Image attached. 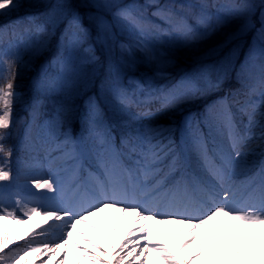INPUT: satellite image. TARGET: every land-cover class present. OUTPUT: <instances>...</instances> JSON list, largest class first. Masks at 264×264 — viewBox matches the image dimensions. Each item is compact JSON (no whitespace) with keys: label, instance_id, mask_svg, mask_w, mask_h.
<instances>
[{"label":"snow or ice","instance_id":"6c2138e0","mask_svg":"<svg viewBox=\"0 0 264 264\" xmlns=\"http://www.w3.org/2000/svg\"><path fill=\"white\" fill-rule=\"evenodd\" d=\"M18 6L15 0H0V10H11ZM2 14L3 12H0V15ZM116 15L141 35L149 26V22L145 20L143 14L131 8H122ZM153 15H159L161 19L167 21H171L172 17L170 10L159 6ZM100 27L102 32L100 39L107 44L113 34L110 27L103 21L100 22ZM176 27L177 30H180V25ZM6 32V28H0V43L3 42L2 37ZM121 49L130 51V46L121 44ZM4 64L7 68H11L15 64V60H5ZM208 87H215V85L209 84ZM114 91L116 99L121 104L131 103V98L127 94L121 93L119 89ZM201 91V89L193 87L192 95L195 96ZM15 95L11 79L0 84V106H2L0 107V141L6 139L7 130L12 124V105ZM250 95H259L260 100L258 102L248 100L241 105L240 116L247 117L246 123L242 119L237 122L236 117L227 107L226 101L221 102L225 105L221 119L227 131L230 148L227 154L218 153V159L213 158L209 155L205 141L198 131L195 136V142L200 149L210 176L222 189L220 193L201 185H198L193 191L185 186L181 193L184 202L183 211L162 213L155 207L146 208L135 196L129 197L128 188L140 189L141 195L148 197L150 193L157 192L162 187L163 179L155 180L151 185L148 184V181L153 180L159 172V169L154 166L161 159L160 153L163 149L150 130L138 133L135 137H125L122 140V145L127 149V152L117 153L115 159L111 161L104 159L103 154L98 159L100 167L104 170V175L109 178L110 182L113 173L119 169L120 195H117L115 187L105 189L104 182L94 173H89L100 188L101 199L82 208L79 212L55 207L45 209L41 215L38 206H29L20 201H17V206L12 209L0 205V221L12 219L14 223L23 225L25 220L19 218V214L22 213L29 220L34 215L41 216V221L45 225L48 224V221L53 220L63 221L65 226V234L61 240L39 241L43 245L42 247L34 246L38 241L35 239V234L30 235L31 229L27 232L17 230L13 235L10 228L0 226V264H33L29 258H39L42 253H51L47 264H68L67 245L73 242L76 237L95 249V251H91L80 243L75 245L77 252L81 253L83 260L88 261L89 264H149V254H153L151 264H264V162H262L261 171L258 173L260 176L259 185L253 188L250 181L248 187L251 190L247 191L246 195L238 197L237 192L232 189L229 183L233 176L247 171L249 167L243 158L250 151L246 148L247 142L255 135L253 128L257 124L255 114L258 104H264V76L259 81V91L254 85L250 89ZM110 139L109 137L106 140L101 136L99 142L101 144L109 143ZM0 153H3L5 157L11 156V150L6 149L3 143H0ZM120 155L131 159L132 165H125L119 159ZM133 157L137 158L133 159ZM11 178V170L6 167L5 160V164L0 165V181H9ZM34 185L36 189H46L53 193L57 191L56 182L50 177L38 179ZM105 209L115 210L120 214V217L126 218L129 215L134 217L132 229L125 238L127 243H122L119 246V251H116L114 244L115 233L122 226L123 220H120L112 230L113 235L107 246H102L89 238L77 227L79 224L87 223L92 228H96L89 218ZM150 220L159 226L171 225V231L177 234V240L180 235L184 236L176 252H173L172 248L153 235L147 223ZM36 227H40V223ZM185 230H187L186 234ZM47 231L48 229H45L38 235L44 236ZM136 233H140V235L132 240V236ZM25 236H29L25 244L16 243L24 239ZM141 240L145 241L143 245L140 244ZM129 243L132 244L131 248H128ZM10 245L16 246L10 247ZM125 249L128 250L125 251ZM189 249L192 251L190 252ZM58 254H60L59 258H57ZM75 264H81V261L77 260Z\"/></svg>","mask_w":264,"mask_h":264},{"label":"rangeland","instance_id":"374dc122","mask_svg":"<svg viewBox=\"0 0 264 264\" xmlns=\"http://www.w3.org/2000/svg\"><path fill=\"white\" fill-rule=\"evenodd\" d=\"M150 2H158V0H150ZM76 7H72L71 12L67 13L72 15L71 20H74L72 24H69L66 28L65 33L61 39V57L55 61L50 68L47 70H53L50 76L43 79L41 84L37 86V91L40 95L45 93H63L68 90L74 89L75 91H90L91 89V74H100V70H105V77L111 78V80L118 79L119 83L124 84L130 90L128 95L131 98L132 105L140 104L147 98L148 91L150 89V79L152 78L150 72L142 75H132L129 70L135 66L136 63L142 59V51L145 47H149L155 50L160 44L163 45H180L186 40H190L194 35L207 31L209 27H212L217 21L220 22L227 13L231 11L230 4H223L220 6V11L217 12L215 19L212 21L209 19L206 24L202 22L198 23L194 27L180 26V30H177V25H168L167 20L161 19L159 15H153L157 12V8H151L149 13L144 14V18L149 22L147 30L141 35L136 29L132 28L126 21L120 19L116 13L122 8H131L137 11L134 5L128 4L125 0H76ZM77 7L83 8L81 12ZM63 8L62 10H64ZM7 10H0L5 12ZM249 14L248 18L257 16L256 9L241 10L240 13ZM87 20V26H81V22L84 17ZM262 21V27L259 29ZM110 27L111 33L113 34L107 44L103 43L100 39L102 32L100 22ZM156 26V27H152ZM249 27H252L255 32L252 39V44L249 49V62L252 68H258L257 61L259 59L264 60V12L259 14L255 22H250ZM35 25L31 21H21L16 24L12 32L18 36L23 35V30L33 28ZM163 30V31H161ZM249 30L246 29L247 32ZM241 31L237 36L244 35L246 32ZM10 32H7L2 37V43H0V69L5 67L4 61L14 54L20 41L11 44ZM18 38V37H17ZM121 44L130 46V51H122ZM168 51L172 52V49ZM95 57V59H94ZM89 70V72H87ZM46 73V72H45ZM118 89V87H113ZM95 95H90L86 98V124L90 122V118L95 117V110L93 109L95 104L92 103ZM193 95L190 89L185 86H179L176 92L173 94L172 99L167 105V109L164 114L167 113H181L187 109V106L192 105L190 102ZM85 100H83V104ZM41 104V100L37 99L33 108L38 116V108ZM114 108L119 111L118 107L114 105ZM148 111H146L147 113ZM153 116V115H152ZM207 121V132L204 134L198 124L191 118L185 119V128L190 136V141L193 145V154L190 155V161L193 163V171L189 174V180L192 182L190 191H193L197 184L205 182L212 184L213 187L220 193L222 189L220 186L210 178H204L203 174L205 163L202 159L200 149L195 142V136L197 131L203 137L205 144L206 139H213L219 142L220 138L223 139V145H219L218 148L214 149L218 157V153L227 151L228 143L226 140V129L222 122L221 116L218 117L213 123L210 124ZM51 134V129H48L47 125L35 121L34 126H29L27 130L22 134L20 139V146L27 145L31 142L38 151L43 153L48 152L51 149H58L59 153L53 155L51 158L43 159L37 162L30 170L20 172L18 169L13 168L14 177L8 182L9 185L4 188H0V205L7 207L8 209L15 208L17 201L22 204L29 206H38L41 215L45 209H51L59 207L61 209H69L73 212H79L82 208L87 207L91 203H95L101 199L100 188L98 187L96 180L93 179L89 173H94L96 177L104 182L105 189L115 187L117 189V195H120L118 183L119 169L113 173L112 181L104 175V170L100 167L98 159L100 158L99 146L94 138L91 128L88 126L81 136L77 139L71 140L67 144L60 146L48 140ZM79 157H91L95 160V163L100 167L98 172H89L86 176L81 177L77 173L79 163ZM137 157H133L135 159ZM72 159L74 161H72ZM81 160V159H80ZM129 166L132 165V160L129 159ZM52 178L57 185L56 192H48L46 189H36L34 182L38 179ZM184 187L189 186V181L184 180ZM111 195V192H109ZM129 197L135 196V198L143 204L146 208H157L162 213L183 211L184 206L177 204L173 206L171 200L166 207L158 208L157 204L152 205V199L144 198L141 195L140 189L128 188ZM184 205V202H183ZM191 210V209H190ZM19 218L24 219L23 225L14 223L12 219L0 221V226H9L12 230L13 235L16 234L17 230L21 232H27L34 224L41 221V216H33L30 220L19 214ZM66 219V218H65ZM96 228H92L89 224H79L77 227L83 231L89 238L95 240L102 246H107L110 237L113 235V229L123 220L122 226L118 232L115 233L114 244L116 251H119V246L122 243H127L125 239L128 232L132 229L133 219L132 215L128 217H120V214L113 209H105L103 212L97 213L95 216L89 218ZM148 226L152 230L153 235L164 244H171L172 241L177 240V234L171 231L172 226H159L154 221H148ZM51 226V227H49ZM177 229L179 226H176ZM35 229L38 232H43L48 229L46 235L36 237L38 243L34 244L36 247H42L43 245L39 241H59L65 234V226L63 221H48V224H40V227ZM185 230V234H186ZM39 234V233H38ZM140 233H136L132 236V240H135ZM24 239L28 240L29 236H25ZM184 236L180 235L179 244L183 241ZM76 243H80L83 247L88 248L91 251L92 246L86 244L84 240L79 237L74 238L73 242L67 245L68 264H75L77 260L81 261V264H89L88 261L83 260L82 254L76 250ZM145 241L141 240L140 244L143 245ZM176 243V242H175ZM177 244V246L179 245ZM12 245H10L11 247ZM132 244H128V248H131ZM195 246L193 245V248ZM128 249H125L127 251ZM190 252L192 249H189ZM59 255L57 258H59ZM153 254H149L152 257ZM51 253H42L43 258L40 264H47ZM105 258V257H104ZM106 259V258H105ZM151 260V259H150ZM151 264V263H150Z\"/></svg>","mask_w":264,"mask_h":264},{"label":"trees","instance_id":"16d2710c","mask_svg":"<svg viewBox=\"0 0 264 264\" xmlns=\"http://www.w3.org/2000/svg\"><path fill=\"white\" fill-rule=\"evenodd\" d=\"M15 2L18 7L0 15V27L8 26L20 17H32L42 31L39 33L32 31L25 36L20 44V51L14 56L15 64L9 70H3L5 72L0 75V84L11 79L16 93L12 105V124L7 130L6 139L0 141L11 151L16 149L18 137L30 120L31 112L27 110V106L37 95L36 87L41 80L43 67L60 54V36L71 15L67 10L71 12L72 7L77 6L76 0H15ZM125 2L133 4L139 13L157 6L168 9L172 13V19L190 26H194L200 19L203 25L206 24L207 18L216 16L222 3L232 4L233 9L224 21L217 22L211 29L195 35L191 40L180 45L160 44L155 50L149 48L144 50L143 60L136 64L131 72L140 74L148 71L154 75V81L165 83L168 88L180 82L192 83L193 87L202 90L196 95L197 105L193 108V113L197 115L204 113L208 107L216 103L218 97L223 96L237 122L241 119L244 123L247 122V117L240 116L239 109L248 100L257 102L260 100L259 95H250V89L255 85L259 91V81L264 76V68H261L264 67L263 59L257 61L260 68L247 69L250 67L249 49L255 35L252 27L248 25L250 22H255L259 14L264 12V0H158V2L125 0ZM63 8L65 9L62 10ZM77 8L83 12V8ZM247 9L249 12L256 9L257 16L248 18L249 14L240 13L241 10ZM259 23L260 29L262 21ZM83 24H87L86 17L83 18ZM241 31L246 33L237 36ZM169 49H172V52L168 51ZM104 72L103 69L100 70L99 75L91 74V91L82 92L72 89L69 93L45 95L46 100L42 106L43 120L53 122L56 128L55 138H65L70 134L78 136L85 123L83 116L86 112V104H83V100L90 94H96L97 112L94 122L97 123L95 125L97 127L100 123L101 135L106 140L111 138L109 143L103 144L104 150L108 152L111 147L116 151L120 150L125 137H135L138 133L148 130L155 139L159 138L164 143L169 142L167 149L172 150L177 140L175 134L182 130L180 125L182 115L172 112L157 115L152 119L136 120L130 117L111 99L112 86L116 85L118 89H123L122 85L117 81L111 83V78L105 77ZM209 84L215 87L209 88ZM111 104H117L119 111L117 112ZM218 105L223 109L225 107L224 104L219 103L214 105L213 110ZM255 120L257 121L253 128L255 135L246 144V148L250 151L243 158L249 167L247 171L238 174L236 179L240 181L246 176L253 177L261 169L264 160V104H258ZM180 143L182 145L186 143L182 132ZM6 159L7 157L0 153V165ZM89 168L94 169L95 165L91 164ZM4 227L9 228L7 225ZM176 246L172 247L173 252L178 250L179 247ZM29 259L33 264H40L43 258Z\"/></svg>","mask_w":264,"mask_h":264}]
</instances>
